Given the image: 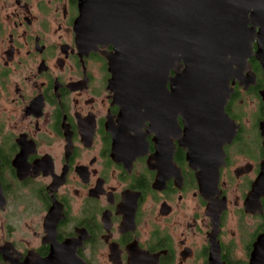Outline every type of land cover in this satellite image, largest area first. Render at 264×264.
Wrapping results in <instances>:
<instances>
[{"label":"flooded vegetation","instance_id":"1","mask_svg":"<svg viewBox=\"0 0 264 264\" xmlns=\"http://www.w3.org/2000/svg\"><path fill=\"white\" fill-rule=\"evenodd\" d=\"M78 1L0 0V264H264L260 27L232 65L236 132L208 199L187 129L221 124H186L175 66L124 109L114 46L77 41Z\"/></svg>","mask_w":264,"mask_h":264},{"label":"water","instance_id":"2","mask_svg":"<svg viewBox=\"0 0 264 264\" xmlns=\"http://www.w3.org/2000/svg\"><path fill=\"white\" fill-rule=\"evenodd\" d=\"M78 3L77 41L88 52L100 44L114 46L115 52L107 58L113 73L112 84L118 98L124 100V109L138 112L143 106V93L156 91L158 82H167L169 71L175 66L177 107L187 109L182 113L187 118L186 124L206 123L207 115L214 116L209 123L221 124L219 131L200 127L195 134L193 129H187L189 138L196 141L190 145L189 157L200 192L209 199L218 189L223 145L236 132L228 127L231 119L225 106L232 93L229 86L234 75L232 65L246 61L250 51L251 20L261 29L257 35V57L264 68V0H79ZM131 115L138 120L137 113ZM119 137H115L117 146L122 139Z\"/></svg>","mask_w":264,"mask_h":264}]
</instances>
